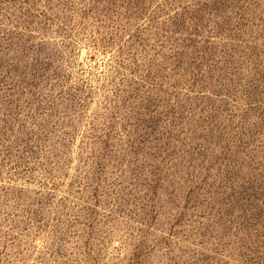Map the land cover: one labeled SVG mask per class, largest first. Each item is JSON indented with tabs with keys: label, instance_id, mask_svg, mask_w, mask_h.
<instances>
[{
	"label": "rangeland",
	"instance_id": "374dc122",
	"mask_svg": "<svg viewBox=\"0 0 264 264\" xmlns=\"http://www.w3.org/2000/svg\"><path fill=\"white\" fill-rule=\"evenodd\" d=\"M0 264H264V0H0Z\"/></svg>",
	"mask_w": 264,
	"mask_h": 264
}]
</instances>
